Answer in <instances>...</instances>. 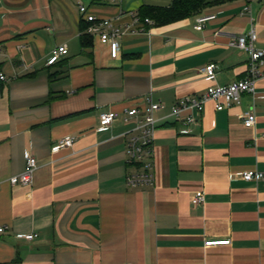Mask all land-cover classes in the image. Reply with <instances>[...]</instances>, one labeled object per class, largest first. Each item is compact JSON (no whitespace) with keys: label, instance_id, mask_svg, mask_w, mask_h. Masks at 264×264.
<instances>
[{"label":"crops","instance_id":"0c3cea01","mask_svg":"<svg viewBox=\"0 0 264 264\" xmlns=\"http://www.w3.org/2000/svg\"><path fill=\"white\" fill-rule=\"evenodd\" d=\"M173 1L0 0V73L7 77L0 83V264H264V179L242 178L264 173V79L229 109L209 102L192 126L162 122L155 185L128 184L139 172L128 162L136 126L128 109L148 106L151 97L166 106L163 117L187 96L245 78L249 56L230 42L252 26L264 49V0L205 9L200 15L215 19L201 31L200 15L161 27L139 16ZM81 5L135 29L119 38L117 59L92 36L90 47L82 45ZM62 45L68 54L48 65ZM210 64L215 78L203 73ZM109 110L120 116L99 131ZM249 110L253 128L242 119ZM69 135L73 146L53 154ZM27 151L38 161L33 181L13 186ZM197 191L205 194L201 205L191 202ZM28 234L35 238H20Z\"/></svg>","mask_w":264,"mask_h":264},{"label":"built area","instance_id":"2783aa9c","mask_svg":"<svg viewBox=\"0 0 264 264\" xmlns=\"http://www.w3.org/2000/svg\"><path fill=\"white\" fill-rule=\"evenodd\" d=\"M245 12H250V6L244 8ZM81 20L87 28L84 32L89 36L97 38L98 41L108 47L111 58L117 59L121 55V43L119 38L128 31L135 32L133 27L125 29L119 26L114 19H102L90 13L89 8L85 5L79 7ZM134 23L140 25V18L134 16ZM215 15H200L196 19L195 29L201 31L205 23L214 20ZM146 24H154L152 20L146 19ZM258 33L255 27H251L247 34L235 37L230 46L245 52L249 56L248 70L245 78L235 81L226 86L209 87L207 91L199 97L187 96L181 99L177 104L169 109V114L159 117V113L166 110L162 103L154 102L151 97L147 98L148 106H134L126 111L127 121L134 119L136 126L129 132L131 134L127 141L128 162L136 166L138 173L128 176L127 181L133 187H152L156 183L155 160H154V139L159 125L172 117L177 121L184 123L186 126L196 124L209 102H213L217 111H222L238 105L242 101L244 94L255 95L257 83L264 79V49L257 47ZM68 54L66 45L57 47L51 52L47 64L52 66L60 62L63 56ZM216 66L210 64L203 69V73L209 78H215ZM7 77L0 73V83L6 82ZM120 114L113 110L105 111L100 114L99 131H106L119 118ZM244 126L253 128L256 125L257 117L254 111L249 110L242 115ZM187 132V131H186ZM75 137L65 136L52 147V153L56 154L63 149L73 146ZM38 168V161L30 152L25 153L24 171L12 177L10 183L15 185L28 186L32 183L34 173ZM245 181H261L264 179V173L257 170L246 171L242 174ZM194 205H201L205 202L203 191H197L191 198ZM4 228H0V233ZM27 240H33L34 234L20 236ZM223 241L208 242L210 245ZM227 242V241H225ZM133 264V263H128Z\"/></svg>","mask_w":264,"mask_h":264},{"label":"trees","instance_id":"16d2710c","mask_svg":"<svg viewBox=\"0 0 264 264\" xmlns=\"http://www.w3.org/2000/svg\"><path fill=\"white\" fill-rule=\"evenodd\" d=\"M227 0H174L170 7H146L142 8L139 16L143 19H150L154 26L161 27L176 23L190 17L200 15L205 9L224 4ZM87 26L82 25V31H86ZM82 45L90 47L92 39L88 34L83 33Z\"/></svg>","mask_w":264,"mask_h":264}]
</instances>
